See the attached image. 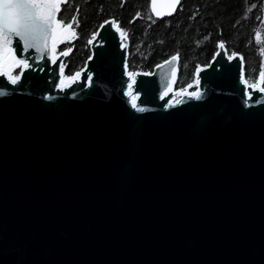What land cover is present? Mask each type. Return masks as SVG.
<instances>
[{
  "label": "water",
  "instance_id": "95a60500",
  "mask_svg": "<svg viewBox=\"0 0 264 264\" xmlns=\"http://www.w3.org/2000/svg\"><path fill=\"white\" fill-rule=\"evenodd\" d=\"M100 25L66 90L65 57L32 52L17 85L0 75V264H264L259 77L243 68L242 83L217 42L195 89L175 88L172 54L130 71L138 112L124 95L128 37Z\"/></svg>",
  "mask_w": 264,
  "mask_h": 264
},
{
  "label": "trees",
  "instance_id": "16d2710c",
  "mask_svg": "<svg viewBox=\"0 0 264 264\" xmlns=\"http://www.w3.org/2000/svg\"><path fill=\"white\" fill-rule=\"evenodd\" d=\"M149 1L68 0L59 15H76L78 7V29L84 36L94 35L104 20L113 18L129 40V71H151L178 54L175 88L190 83L194 68L209 62L217 42H223L229 54L244 57L246 79L255 82L264 66V0H180L176 10L162 18L153 16Z\"/></svg>",
  "mask_w": 264,
  "mask_h": 264
},
{
  "label": "snow or ice",
  "instance_id": "6c2138e0",
  "mask_svg": "<svg viewBox=\"0 0 264 264\" xmlns=\"http://www.w3.org/2000/svg\"><path fill=\"white\" fill-rule=\"evenodd\" d=\"M68 0H0V75L7 77V82L11 85H17L21 83L22 78L26 76L28 69L32 67L29 63V55L35 52L40 59L45 57L50 60L52 64H57L60 57H67L72 51L71 47H67L64 51L57 53L58 45L61 43H70L76 39L78 33L76 28L80 26L79 12L80 9L76 8V15L66 18L61 15L60 19H57V14L62 13V4H67ZM156 0H153L155 5ZM180 0H172L173 11H175V5H178ZM65 10H68L67 8ZM155 11V7L153 8ZM171 15L172 13H166ZM137 16L140 14L137 13ZM160 15V13H157ZM68 19L69 22L65 23ZM131 22V21H130ZM75 25V27H74ZM104 25H110L115 30L121 33V36H125L126 33L117 26V22L114 20H105L104 24L100 25L101 28ZM89 44L92 40L88 41ZM15 45V46H13ZM218 47L224 49L223 42H218ZM19 50V54L18 51ZM92 57H89L91 59ZM238 58L240 61V81L245 85L248 84L244 79V57L238 56L237 53H232L228 56L229 60ZM172 61L178 62V54L170 58L166 63ZM210 66V65H209ZM66 65L61 61L59 63L60 73V85L62 90H66L71 87L70 84H65V80H70L73 83H78L81 77V72L77 71L73 75L65 76ZM19 69L17 75H12L13 71ZM128 65L125 63V74L131 78L130 82H126L127 91H124V95L129 97V103L133 109L138 112H144L145 109L137 106V100L139 93L133 95V88L137 85L135 77L138 73L127 71ZM203 69L198 67L196 70L197 81L199 83V73ZM152 73H143V75H151ZM259 83L264 84V66L261 67L259 73ZM92 80L91 74L88 75L89 83ZM256 90V85H248ZM191 87V85H189ZM259 92L264 93V87H260ZM0 92V95H3ZM181 95H187L200 99L203 93H180ZM163 98V97H161ZM181 103L180 100L176 101V104Z\"/></svg>",
  "mask_w": 264,
  "mask_h": 264
},
{
  "label": "flooded vegetation",
  "instance_id": "af4514ba",
  "mask_svg": "<svg viewBox=\"0 0 264 264\" xmlns=\"http://www.w3.org/2000/svg\"><path fill=\"white\" fill-rule=\"evenodd\" d=\"M63 16L66 18H70L73 15H63ZM57 17L58 19L61 18L59 13ZM67 22H69L68 19L65 20V23ZM75 30L78 33L77 38L67 44L61 43L57 48V52L63 51L67 47L72 48V51L70 52V54L63 59V63L66 65L65 76H69L83 67L85 60L89 57V54H90L88 41L91 40L95 35V34L94 35L89 34V36L88 35L84 36L79 32L78 28H76ZM193 73H194V70H193ZM193 73H192V80L187 86L184 87V89L187 88L189 91L194 90L196 87V81H195ZM189 85H191V87L193 86V88L189 87Z\"/></svg>",
  "mask_w": 264,
  "mask_h": 264
},
{
  "label": "rangeland",
  "instance_id": "374dc122",
  "mask_svg": "<svg viewBox=\"0 0 264 264\" xmlns=\"http://www.w3.org/2000/svg\"><path fill=\"white\" fill-rule=\"evenodd\" d=\"M247 80H248L249 83H252V84L255 83V82H254V79H252V78H248ZM255 81H256V80H255Z\"/></svg>",
  "mask_w": 264,
  "mask_h": 264
}]
</instances>
